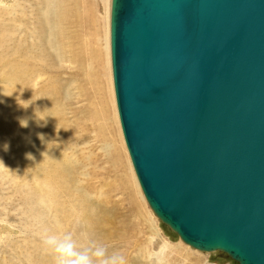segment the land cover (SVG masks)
<instances>
[{
    "label": "water",
    "instance_id": "water-1",
    "mask_svg": "<svg viewBox=\"0 0 264 264\" xmlns=\"http://www.w3.org/2000/svg\"><path fill=\"white\" fill-rule=\"evenodd\" d=\"M125 147L182 243L264 264V0H111Z\"/></svg>",
    "mask_w": 264,
    "mask_h": 264
},
{
    "label": "rangeland",
    "instance_id": "rangeland-1",
    "mask_svg": "<svg viewBox=\"0 0 264 264\" xmlns=\"http://www.w3.org/2000/svg\"><path fill=\"white\" fill-rule=\"evenodd\" d=\"M10 1V7L0 2V128H4L0 145L9 144L8 151L0 150V159L8 167L0 162V264H56L55 253L43 243L45 234H72L78 251L93 244L103 246L107 256L121 254L125 264H236L221 253H200L186 246L148 207L120 129L111 83L109 23L102 0H47L51 8L45 0L41 4L36 0ZM66 4L74 7L71 22L62 27L67 37L54 30L59 24L53 18L55 14L48 13ZM42 17L47 18L45 24ZM14 46L20 55L12 54ZM34 47L44 50L40 51L45 53L41 61L28 55ZM91 47H100L101 59L97 56V60L100 67L103 65L105 87L111 88V93L107 91L111 100L106 95L105 104L107 124L115 142L117 133L122 145V149H117L119 143L116 145L117 152L110 150L109 134L99 119L96 69H88ZM25 58L31 60L28 68L22 66ZM13 60L19 66L12 69L7 62ZM37 64L39 69L33 66ZM17 69L19 78L6 77L8 71ZM35 109L43 111H37L40 119L47 117L45 127L38 126L43 122L34 118ZM19 119H28V127L21 128ZM55 125L59 133L54 131ZM30 133L36 136V149L23 146ZM37 133H45L54 141L46 148ZM25 153H32L35 159L26 160ZM56 162L62 168L71 167L66 168L69 174L65 178L70 186H65L67 191H59L58 201L74 224L72 230L59 233L54 223L57 212L39 182L41 170ZM81 213L93 223L92 236L80 220ZM68 227L65 224L64 228Z\"/></svg>",
    "mask_w": 264,
    "mask_h": 264
},
{
    "label": "bare ground",
    "instance_id": "bare-ground-1",
    "mask_svg": "<svg viewBox=\"0 0 264 264\" xmlns=\"http://www.w3.org/2000/svg\"><path fill=\"white\" fill-rule=\"evenodd\" d=\"M9 1L10 0H1L0 2L5 5V7L9 6ZM12 1V0H11ZM10 1V3H11ZM29 1V0H28ZM35 1V0H34ZM32 1V3L34 2ZM36 1H39L38 4H41L43 2V0H36ZM17 2V1H16ZM13 3V2H12ZM45 3L46 5L48 6V8H51V4L45 0ZM102 4L104 6V11L106 13V16H107V21H108V25H109V51H110V9H111V0H102ZM4 7V6H3ZM10 7V6H9ZM73 5L71 6L70 4H66V7H63L62 8H55L53 7V10L52 11H48V13H54L55 15H53L56 20H57V23L59 24L58 28H61V29H58V28H54V30H59L61 32H64V36L67 37V34L66 32L63 30V26L64 25H68L72 18L74 17V13H73ZM3 9V8H2ZM5 9V8H4ZM39 11V10H38ZM108 11H109V15H108ZM34 13V12H33ZM32 13V14H33ZM47 13V14H48ZM77 13V12H76ZM46 14V16H47ZM36 15V14H35ZM38 15V14H37ZM34 16V15H33ZM28 17V16H27ZM43 18V21H42V24H45L47 22V18L46 17H42ZM45 18V19H44ZM76 19V17H75ZM77 22V21H76ZM73 23V22H72ZM75 24V23H74ZM15 25V24H14ZM18 25V24H17ZM77 26V25H76ZM6 27V26H5ZM38 28V27H37ZM108 27H106L107 29ZM15 29V28H14ZM25 29V28H24ZM23 29V30H24ZM32 29V27H31ZM16 30V29H15ZM14 30V31H15ZM39 30V28L37 29ZM108 30V29H107ZM5 31V30H4ZM28 31V30H26ZM58 31V32H59ZM75 32V31H74ZM77 32V31H76ZM31 33V32H29ZM106 35L108 36V32H105V37ZM33 36V35H32ZM70 32L68 34V37H70ZM4 37V36H3ZM64 37V38H65ZM5 38V37H4ZM74 38V36H73ZM13 39V38H12ZM68 39V38H67ZM70 39V38H69ZM8 40V39H7ZM14 40V39H13ZM35 41V39H34ZM88 41V40H87ZM15 42V41H14ZM20 42V41H19ZM22 42V41H21ZM30 42V41H29ZM58 42V41H57ZM56 42V43H57ZM69 42V41H68ZM105 42V40H104ZM54 40L52 41L51 45L54 44ZM20 44V43H19ZM23 44V43H22ZM37 44V43H36ZM38 45V44H37ZM41 45H43L41 43ZM91 46V45H90ZM40 47V46H39ZM53 47V45H52ZM88 47V46H86ZM48 48V47H47ZM57 48H58V45H57ZM99 48L100 47H97L96 49L92 48L90 49V54H88V56L91 58V65H89L88 69H93L94 66H95V69H96V77H97V80H96V86H97V89H96V94H97V98L99 99L98 100V104L99 106H101L100 108H97L98 109V113H100V120L103 121V124L106 128V133H107V136L109 134V137H108V141H109V144H110V150L112 152H117L118 148L121 147L122 149V145L120 143V139L116 133V136L118 138V143L115 142V136L112 134L111 132V128L110 126H108L107 124V121H108V113H107V107H106V101H105V96L108 95V92L109 91L111 93V88L109 87L108 89L105 87L106 83H104V79H103V65L100 67V53H99ZM46 49V48H45ZM47 50V49H46ZM89 50V49H88ZM92 50V51H91ZM40 51H44L43 49H37L35 50V47L33 48V50L28 54L31 58H33V60H36V61H41L42 58H45V53H40ZM48 51V50H47ZM10 52V51H9ZM12 54L14 55H20L21 53H19V49L18 47H15L13 48V51H12ZM80 56V55H79ZM97 56L99 57V60H97ZM47 57V56H46ZM2 61V59L0 60V62ZM98 61V62H97ZM30 62L31 60L30 59H27L25 58L24 59V62L22 63V66L23 68H28L29 65H30ZM46 62V60H45ZM49 62V61H48ZM51 62V61H50ZM8 64L11 65L12 69L15 68L16 66L18 67L19 66V63L15 60L11 61V62H7ZM6 64V63H5ZM107 64V63H106ZM40 65V64H39ZM110 65H111V55H110ZM35 69H39L38 68V64L37 65H33ZM43 68V67H42ZM18 70L17 71H8L7 72V76L8 78H11V79H17L19 77V74H18ZM36 71V70H35ZM34 71V72H35ZM49 73V72H48ZM87 73V72H86ZM110 74V73H109ZM112 72H111V83H112V90H113V96L115 98V93H114V85H113V78H112ZM24 81H28L29 79L26 80V78H22ZM105 82H106V78H105ZM13 84V83H12ZM55 86V85H54ZM3 89V88H2ZM4 90V89H3ZM49 91V90H48ZM52 91V89H51ZM58 91V90H57ZM5 92V91H4ZM3 92V93H4ZM55 92V91H54ZM9 93V92H8ZM8 93H5L6 94V97L8 96ZM56 94V93H55ZM55 97V96H54ZM111 98L109 96V102H110ZM115 102H116V98H115ZM114 102V103H115ZM58 104V102H57ZM56 103L53 104V110L55 109V106L57 105ZM60 105V104H59ZM41 106V105H40ZM42 108V107H41ZM59 108V107H58ZM33 114V113H32ZM27 117V116H26ZM32 122V121H31ZM35 122V120H34ZM4 126V125H3ZM5 129H6V126H5ZM45 129V128H44ZM3 130L4 128H0V133H3ZM45 134V133H44ZM3 137H5L3 135ZM26 140L25 142L23 141V146H25V149H36L37 146L34 144V140L36 141V136L35 134L33 133H30L28 136H26ZM6 138V137H5ZM118 144V145H117ZM18 145V144H17ZM116 145H117V149H116ZM44 146V144H43ZM43 148V147H42ZM18 149V148H17ZM39 149V148H38ZM45 149V148H44ZM42 150V149H41ZM22 151V150H21ZM5 152V151H4ZM43 152V151H41ZM3 153V152H2ZM46 153V151H45ZM41 154V153H40ZM57 155V154H56ZM36 156V155H35ZM41 156V155H40ZM43 156V154H42ZM45 156V155H44ZM43 156V157H44ZM49 156V155H48ZM58 156V155H57ZM43 157H41L43 159ZM46 157V156H45ZM53 157V156H51ZM47 159V158H46ZM60 159H61V156H60ZM47 161V160H46ZM56 161V160H55ZM62 161V160H61ZM60 161V163L62 164V162ZM35 162V161H34ZM43 164H45V162H42ZM49 163V162H48ZM59 162H56V165L53 167V166H49V164L47 165L48 167H46L45 170H41V178L39 179V182H40V185H42L41 187L43 188V191L44 194L48 197L49 201H51V205L52 207L55 209V211L57 212V217L58 219L56 221H54V223H56V232H62V231H67L68 229L72 230L73 228V225H72V220L70 219L71 216H69V212L66 214L65 210H64V204L60 203L58 201V193L60 190H64V191H67L65 190V186L69 187V183L68 181L65 179L67 174L68 173V169L71 168L70 166H67L69 167L68 169H66L64 166V168L61 167V164ZM66 164V163H64ZM29 166V165H28ZM46 166V165H45ZM30 168V167H29ZM29 171V170H28ZM65 174V176H64ZM68 179V178H67ZM34 187V186H33ZM45 189V190H44ZM72 190V189H71ZM63 191V192H64ZM39 192V191H36V193ZM72 192V191H71ZM61 193V192H60ZM38 194V193H37ZM43 194V193H42ZM63 194V193H62ZM43 201V200H42ZM75 203V202H74ZM84 204V203H83ZM82 206V205H81ZM85 206V205H84ZM50 209V208H49ZM86 209V208H85ZM90 209V208H89ZM76 210V209H75ZM81 210V209H80ZM94 210V208H93ZM47 211V209H46ZM71 212V211H70ZM104 216V215H103ZM73 218V217H72ZM77 218V217H76ZM93 218V216H92ZM103 218V217H102ZM80 220L83 222V224L85 225V229L87 230L88 232V236H92L93 233H92V226H93V223L90 222V218H88L84 213H81L80 215ZM94 221V220H93ZM65 224H68V228H64ZM54 225V224H53ZM4 227V226H3ZM6 227V226H5ZM7 228V227H6ZM8 229V228H7ZM10 229V228H9ZM92 241V240H91ZM37 248V247H36ZM37 253V252H36ZM36 260V259H35ZM50 262V260H49ZM25 264V263H24Z\"/></svg>",
    "mask_w": 264,
    "mask_h": 264
},
{
    "label": "clouds",
    "instance_id": "clouds-1",
    "mask_svg": "<svg viewBox=\"0 0 264 264\" xmlns=\"http://www.w3.org/2000/svg\"><path fill=\"white\" fill-rule=\"evenodd\" d=\"M23 102L27 103V101ZM29 105L31 104H28V106L24 109H27ZM37 111L43 113V111L35 109L34 118L38 122H43L39 123L38 126L45 127L47 123V117L40 119L37 116ZM18 123L21 128H27L29 121L28 119H19ZM54 131L59 133L60 130H58L57 125H55ZM37 138L42 144L46 146V148L49 143L54 141L49 140L44 133H37ZM8 149L9 144L7 142L3 145H0V150L6 152ZM25 159L28 161H33L35 158L32 153H25ZM0 162H2L5 166L2 159H0ZM43 243L55 253L56 264H125V259L121 254L114 253L111 256H107L106 250L103 246L93 244L89 248L78 251L72 234H66L63 236L45 234Z\"/></svg>",
    "mask_w": 264,
    "mask_h": 264
}]
</instances>
